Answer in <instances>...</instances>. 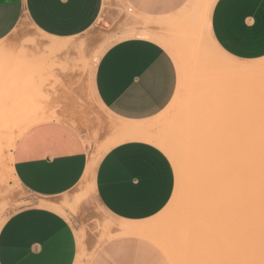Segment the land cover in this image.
Returning a JSON list of instances; mask_svg holds the SVG:
<instances>
[{"label": "crops", "instance_id": "1", "mask_svg": "<svg viewBox=\"0 0 264 264\" xmlns=\"http://www.w3.org/2000/svg\"><path fill=\"white\" fill-rule=\"evenodd\" d=\"M124 1L140 15L159 18L179 11L189 0ZM103 5L104 0H0V40L25 15L44 33L46 47L67 43L63 38L96 23ZM209 26L216 43L229 55L244 60L264 56V0H216ZM176 85L172 57L160 43L144 37L108 47L93 78L101 105L116 119L136 127L133 131L169 104ZM41 117L48 121L34 123L15 141L11 168L24 190L47 199L69 192L81 181L90 148L74 127L58 120L63 118ZM93 186L100 204L124 222L119 235L108 240L115 243L93 264H166L160 249L142 238L147 226L142 223L172 196L175 174L169 158L145 141L120 142L99 160ZM78 257L72 225L47 206L23 207L0 225V264H78Z\"/></svg>", "mask_w": 264, "mask_h": 264}, {"label": "rangeland", "instance_id": "2", "mask_svg": "<svg viewBox=\"0 0 264 264\" xmlns=\"http://www.w3.org/2000/svg\"><path fill=\"white\" fill-rule=\"evenodd\" d=\"M205 3L206 0H189L171 15L149 18L135 12L124 0H104L102 13L92 27L78 35L63 38V41L68 40L67 43H50L49 48L46 47L48 40L43 37L44 33L25 15L20 17L16 26L0 40L2 181L5 180L6 169L10 174V179L6 178V182L0 184V225L23 207L52 205L53 210L64 215L74 229L79 247L78 264H93L105 248L115 243L108 240L119 235L120 225L124 223L112 216L95 195L93 183L96 166L112 146L126 140H141L158 147L169 158L175 174L170 200L160 212L142 223L147 225L142 238L160 249L166 264H185L176 251L185 252V255L190 252L184 235L188 230L185 218L191 214L181 209V203L187 197L186 189L179 185L183 180L180 175L181 171L184 173L186 170L190 176L193 175L190 177L187 174V179L198 181L200 167L198 156H193L194 165H190L179 148L184 146L187 136L195 139L188 143L190 147L193 143L201 144V137H208L211 129L206 125L207 119L178 118L184 113V108L186 110L190 105L193 108L209 96L217 95L210 91V84L203 85V74L199 75L202 72L195 69L189 57L193 41L203 34L198 29ZM130 37H144L160 43L172 57L177 70V85L169 104L156 117L142 121L135 131L132 129L136 127L116 119L101 105L93 87L95 68L101 55L112 44ZM262 60L264 56L240 59L244 64ZM240 86L237 87L238 91ZM205 90L211 92L207 98ZM231 90L226 89L225 94L228 95ZM55 115L63 118L58 120L70 124L87 141L90 148L88 160L92 161V167L85 181H80L67 193L46 199L27 192L20 185H15L14 180L11 181L13 178L7 165L9 163L5 162V154L8 151L7 142L14 138L7 134L8 128L26 117L43 119L41 116ZM181 237L183 241L179 240ZM176 241L188 246V249L182 245L178 248V244L175 248ZM169 247L176 249L175 255L173 248L170 256Z\"/></svg>", "mask_w": 264, "mask_h": 264}, {"label": "bare ground", "instance_id": "3", "mask_svg": "<svg viewBox=\"0 0 264 264\" xmlns=\"http://www.w3.org/2000/svg\"><path fill=\"white\" fill-rule=\"evenodd\" d=\"M215 1L206 0L198 29L203 37L199 34L191 42L194 45L190 46L189 57L195 69L202 72L199 75L203 74V85L210 84V91L217 95L209 96L211 92L205 90L208 99L193 108L186 106L188 109L184 108V113L177 117L207 119L206 125L211 129L208 137H201V144L193 143L190 147L188 143L195 139L187 136L184 146L179 148L190 165H194V155L199 157L198 181L187 179L186 170L179 177L187 197L181 203L183 208H179L191 214L185 218L188 230L184 235L190 252L185 255L177 250L182 254L178 253L176 241L174 250L169 247L170 256L172 250L176 251L185 264H264V60L244 64L216 43L209 26ZM226 89L240 94L229 91L226 95ZM42 120L45 121L30 116L8 128L7 135L14 140L7 142L5 162L9 163L15 185L20 184L11 168L14 143L23 131ZM91 167L92 161L88 160L81 181L90 175ZM8 174L6 169L3 181L10 179ZM3 181L0 175V184ZM44 206L54 209L52 205ZM179 240L183 241L182 237ZM178 245L180 248L182 244ZM176 259L180 261L177 256Z\"/></svg>", "mask_w": 264, "mask_h": 264}]
</instances>
